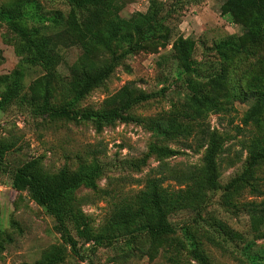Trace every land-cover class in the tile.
I'll return each instance as SVG.
<instances>
[{"label": "rangeland", "instance_id": "1", "mask_svg": "<svg viewBox=\"0 0 264 264\" xmlns=\"http://www.w3.org/2000/svg\"><path fill=\"white\" fill-rule=\"evenodd\" d=\"M16 1L0 0V5L8 6ZM39 1L47 12L65 10L59 0ZM151 1L161 5L159 16L171 41L181 36L195 42L194 72L188 76L177 70L171 55H165L170 46L155 50L150 44H143L121 58L110 77L93 89L76 110L82 114L100 112L107 106L105 101L127 84L154 97L128 111L136 121L116 122L100 130L86 121H54L31 114L28 99L43 97L47 84L53 82L39 69L22 67L18 43L0 22V94L7 77L14 71H23V88L18 98L4 111L0 110V123L4 124L0 136V239L3 241L0 264H201L191 256L193 249L206 257L205 264H254V259L256 264H264V222L251 219L253 205L264 199V164L253 167L249 179L258 193L246 186L227 199L223 191L232 178L241 175L249 144L263 132L264 110L254 122L244 124L242 119L254 105L252 94L243 93L260 65L258 62H264V49L233 60L230 103L223 112L205 117V127L223 137L216 160L220 188L206 191L201 204L194 208L169 213L167 219L174 225L175 233L158 250L140 252V242L127 237L100 247L79 241V254L75 255L60 240L53 219L26 192L11 188L13 171L30 159H38L46 173H55L62 167L71 171L94 161L100 163L104 171L97 190L80 188L75 192L89 227L97 232L109 220L113 209L144 191L150 179L163 177L162 187L176 193L188 185L180 178L182 174L199 172L205 140L198 143L192 137L163 139L153 135L151 122L179 107L183 96L190 93L192 82L203 81L219 70L220 62L209 48L228 36H240L241 30L220 16L223 0H120L118 15L122 19L139 18L147 12ZM80 53L76 48L61 51L63 61L57 71L62 80L65 81L69 67ZM119 53L116 49L115 54ZM100 57L109 60L110 53L101 52ZM59 86L62 84L54 85V104L61 103L65 92ZM16 116L20 117L22 127L12 124ZM150 144L174 154L159 159L149 154ZM137 161L141 164L135 169L132 163ZM140 248L143 250V246Z\"/></svg>", "mask_w": 264, "mask_h": 264}, {"label": "trees", "instance_id": "2", "mask_svg": "<svg viewBox=\"0 0 264 264\" xmlns=\"http://www.w3.org/2000/svg\"><path fill=\"white\" fill-rule=\"evenodd\" d=\"M59 1L65 10L55 9L49 13L39 0H17L8 6L0 5V22L18 43L22 67L39 69L53 82L47 84L48 90L43 97L28 99L27 107L35 117L86 121L92 123L96 130L116 122L136 121L128 111L135 104L152 99L154 94H144L130 84L108 98L106 108L100 112L82 114L76 109L93 89L110 77L121 58L143 44H150L155 50L170 46L166 57L171 55L180 73L193 74L195 42L181 36L171 41V35L159 16L161 5L158 2L151 1L147 12L139 18L122 19L118 15L120 0ZM219 13L241 30L240 36H228L209 48L220 62L219 70L203 81L192 82L190 93L183 96L179 107L166 117L151 122L153 135L163 139L192 137L198 143L205 140L199 172L187 171L180 176L188 182L185 190L169 193L162 187L163 177L152 178L144 191L115 207L105 225L93 232L78 205L75 192L80 188L97 190V182L104 171L100 163L94 161L80 164L71 171L62 167L55 173H46L38 159H30L13 171L11 188L26 192L28 198L53 219L54 230L60 240L75 255L79 254V241L100 247L127 237L140 242L139 245L143 246V250L139 246L140 252L158 250L167 237L175 233L174 225L167 219L168 214L194 208L201 204L206 191L220 188L216 160L223 137L205 127V117L209 113L223 112L230 103L233 60L241 55L250 57L264 49V0H223ZM67 48H76L81 53L69 67L64 81L57 68L63 61L61 51ZM116 49L120 50L118 55L115 54ZM101 52H109V60L102 59ZM258 63L260 65L246 83L243 93H251L254 99V105L244 114V124L256 121L264 110V62ZM22 77L23 71H14L7 77L4 91L0 94L1 111L18 98L23 88ZM57 84H62L59 87L65 91L60 104L53 102L54 85ZM149 154L164 159L174 153L150 144ZM141 161L132 163V166L137 169ZM260 164H264V128L262 135L249 144L247 163L241 175L223 187L225 197L229 199L246 186H251V190L258 193L249 179L252 168ZM252 208L251 219L257 223L264 222V199ZM2 242L0 239V253L3 251ZM190 254L201 264L206 263V257L198 249L191 250Z\"/></svg>", "mask_w": 264, "mask_h": 264}, {"label": "built area", "instance_id": "3", "mask_svg": "<svg viewBox=\"0 0 264 264\" xmlns=\"http://www.w3.org/2000/svg\"><path fill=\"white\" fill-rule=\"evenodd\" d=\"M12 124H14L16 127H22V121L19 116H16L12 119ZM4 127V124L0 123V136L2 134V128Z\"/></svg>", "mask_w": 264, "mask_h": 264}]
</instances>
